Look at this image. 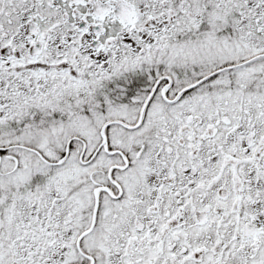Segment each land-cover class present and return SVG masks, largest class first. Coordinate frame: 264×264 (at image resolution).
Here are the masks:
<instances>
[{
	"label": "snow or ice",
	"instance_id": "snow-or-ice-1",
	"mask_svg": "<svg viewBox=\"0 0 264 264\" xmlns=\"http://www.w3.org/2000/svg\"><path fill=\"white\" fill-rule=\"evenodd\" d=\"M0 264H264V0H0Z\"/></svg>",
	"mask_w": 264,
	"mask_h": 264
}]
</instances>
